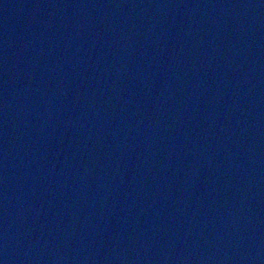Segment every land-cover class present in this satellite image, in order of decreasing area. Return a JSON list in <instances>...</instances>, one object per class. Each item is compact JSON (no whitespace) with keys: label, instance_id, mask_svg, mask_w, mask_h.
Instances as JSON below:
<instances>
[{"label":"water","instance_id":"obj_1","mask_svg":"<svg viewBox=\"0 0 264 264\" xmlns=\"http://www.w3.org/2000/svg\"><path fill=\"white\" fill-rule=\"evenodd\" d=\"M0 264H264V0H0Z\"/></svg>","mask_w":264,"mask_h":264}]
</instances>
